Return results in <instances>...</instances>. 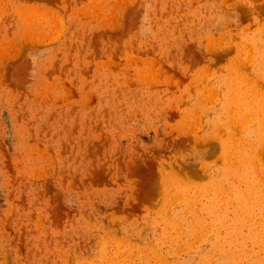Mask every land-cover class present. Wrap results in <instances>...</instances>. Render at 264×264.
I'll list each match as a JSON object with an SVG mask.
<instances>
[{"label": "rangeland", "instance_id": "obj_1", "mask_svg": "<svg viewBox=\"0 0 264 264\" xmlns=\"http://www.w3.org/2000/svg\"><path fill=\"white\" fill-rule=\"evenodd\" d=\"M263 150L264 0H0V264H264Z\"/></svg>", "mask_w": 264, "mask_h": 264}, {"label": "bare ground", "instance_id": "obj_2", "mask_svg": "<svg viewBox=\"0 0 264 264\" xmlns=\"http://www.w3.org/2000/svg\"><path fill=\"white\" fill-rule=\"evenodd\" d=\"M36 11V10H35ZM57 13H59V12H57ZM62 17V16H61ZM59 18H60V15H59ZM58 18V19H59ZM228 121H225V123H227ZM258 128V133L259 134H261V128H260V126H258L257 127ZM250 132V131H249ZM249 132H248V134H249ZM232 134V133H231ZM231 136V135H230ZM254 136V135H253ZM240 138V137H239ZM247 138H250V137H247ZM262 138V137H261ZM236 140H239V139H236ZM256 141V140H255ZM246 143V142H245ZM222 146H223V151L225 152V154L226 155H223V157H224V159L225 158H228L232 153H233V149H234V147H235V145H233V143H232V141L231 140H227V141H224L223 143H222ZM261 147V146H260ZM236 149H237V147H236ZM245 149H243V151H244ZM264 151V150H263ZM237 152V151H236ZM257 152H258V150H257ZM260 152H261V150H260ZM263 153V152H262ZM262 155V154H261ZM249 157V156H248ZM258 158V157H257ZM248 159V158H247ZM246 159V160H247ZM226 160V159H225ZM255 161V160H254ZM228 163V162H227ZM255 163V162H254ZM253 167H254V165H253ZM256 168V167H255ZM260 168V167H259ZM257 170V169H256ZM224 171L226 172L227 171V168L225 167V169H224ZM233 171V170H232ZM255 172V171H254ZM257 172H259V171H257ZM168 180H170L169 178H167ZM235 181V180H234ZM245 182V181H244ZM244 182H241V183H244ZM250 182V181H249ZM170 183V182H169ZM164 184H167V181H165L164 182ZM259 184H261V183H259ZM222 185V184H221ZM241 185V184H240ZM244 185V184H243ZM242 187V186H241ZM253 191V190H252ZM243 192H245V191H243ZM188 209V208H187ZM187 215V214H186ZM198 215V214H197ZM220 216V215H219ZM207 217V216H206ZM180 219V218H179ZM193 222H195V221H193ZM186 223V222H185ZM180 226V225H179ZM207 227V226H206ZM182 228V227H181ZM197 228V227H196ZM221 230H223V229H221ZM235 231V230H234ZM223 232V231H222ZM203 235H204V232H203ZM239 235V234H238ZM195 238V237H194ZM215 238V237H214ZM218 240V239H217ZM127 241V240H126ZM193 242V241H192ZM249 242V241H248ZM195 243V242H194ZM244 245H246V244H244ZM193 246H194V244H193ZM185 247V246H184ZM116 250V249H115ZM179 250V249H178ZM182 250V249H181ZM180 250V251H181ZM188 250V249H187ZM191 250V249H190ZM213 250V249H212ZM160 251V250H159ZM177 252H179V251H177ZM168 253V252H167ZM229 253V252H228ZM158 256V255H157ZM191 256V255H190ZM212 256V255H211ZM159 257H160V255H159ZM169 257V256H168ZM197 257V256H196ZM165 258V257H164ZM189 258V257H188ZM198 259V258H197ZM220 259V258H219ZM151 260V259H150ZM166 260V259H165ZM190 260V259H189ZM227 260V259H226ZM183 261V260H182ZM187 261H188V259H187ZM213 261V260H212ZM219 261V260H218ZM224 261H225V259H224ZM138 262V261H137ZM184 262V261H183ZM229 262H231V264H233L232 262H234L233 260H230ZM253 262H254V264H259L258 263V261L256 260V259H254L253 260ZM139 263V262H138ZM215 263V262H214ZM217 263V262H216ZM235 263V262H234ZM262 263H264V262H262ZM188 264V263H187ZM195 264H196V262H195ZM199 264V263H198ZM226 264V263H225ZM242 264V263H241Z\"/></svg>", "mask_w": 264, "mask_h": 264}]
</instances>
